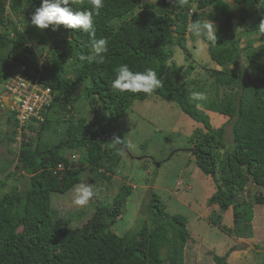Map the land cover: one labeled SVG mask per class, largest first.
<instances>
[{
  "label": "trees",
  "instance_id": "trees-1",
  "mask_svg": "<svg viewBox=\"0 0 264 264\" xmlns=\"http://www.w3.org/2000/svg\"><path fill=\"white\" fill-rule=\"evenodd\" d=\"M233 1L231 5L226 0H189L187 6L180 7L169 0H103L93 24L96 38L107 40L108 51L104 63L98 64L79 59L80 54L90 53L88 33L63 25L56 30L52 25L40 30L31 24V15L42 0H0V83L18 73L49 86L52 96L40 111L44 119L31 117L20 132L15 112L6 113L11 132L0 138V143L6 140L9 145L17 133L21 140L13 158L0 160L4 162V177L0 178V264H184L189 239L186 219L166 211L153 191L140 222L122 233L114 224L131 193L128 184L119 186L110 204L92 205L80 216L78 221L84 220L81 225L63 217L56 223L52 219V194L67 192L80 182L85 171L90 179H109L126 151L123 135L114 134V127L108 126L134 100L148 95L111 88L121 65L133 73L153 69L164 82L153 94L177 103L200 123L189 139V151L196 166L216 183L209 205L220 212L232 211V226H224L229 235L244 239L254 236L251 205L264 204V34L258 32L264 0ZM69 6L74 11L91 10L89 0ZM208 19L215 25L220 21L217 44L205 42L212 64L203 66L214 94L205 101H192V92L206 93L207 77L184 81L196 64H177L173 57L177 47L185 51V59L192 57L193 46L186 42L193 35L188 25ZM235 28L257 34L253 38L258 41L256 45L243 46L250 73L238 67L242 48L233 35ZM29 41H37L45 51L35 57ZM220 87L230 91L220 97ZM208 111L231 120L228 147L224 124L212 127ZM113 135L123 139L118 146L123 149L121 154L110 146ZM78 148L85 154L83 160H69L68 150ZM60 163L63 167L58 168ZM4 178L20 179L23 184H7ZM248 182L258 191L249 202L235 201V194ZM211 225L222 226L213 219ZM233 249L212 255L214 263L230 264L227 256ZM258 264H264V258Z\"/></svg>",
  "mask_w": 264,
  "mask_h": 264
},
{
  "label": "rangeland",
  "instance_id": "rangeland-1",
  "mask_svg": "<svg viewBox=\"0 0 264 264\" xmlns=\"http://www.w3.org/2000/svg\"><path fill=\"white\" fill-rule=\"evenodd\" d=\"M226 1L231 5L235 4L233 0ZM192 6L194 9V4ZM219 25L220 21L216 24L217 29H219ZM233 35L238 39L242 48L239 51L241 53L237 56L238 67L250 73L247 60L243 55V46L253 42V45H256L258 41L253 38L257 34L244 33L239 28H235ZM186 42L188 47L193 46L191 48L192 57L185 59V51L177 47L173 60L184 66L190 61L196 64V68L187 78L183 79L188 81L197 76L199 78H202L203 75L207 77L205 95L208 99V95L214 94V89L210 86V78L203 69V66L212 64L207 44L205 42L198 43L194 35ZM29 43L33 46L35 57L45 51V48L43 49L37 41H29ZM3 83L4 81L0 83V138H4L11 132V126L5 119L6 113L9 112L7 108L13 105L12 98L4 92ZM191 86L195 87L194 84ZM228 91H230L229 87H220V97L223 92ZM79 106H82V103H79ZM208 114L212 127L224 124V142L228 147L232 141L231 120L216 112L208 111ZM108 127H114L112 132L123 135L126 145L131 144L134 147L131 149L124 147L126 151L122 153L117 168L113 173H110L109 179H90L86 171L81 174L79 183L91 184L96 189V194L87 205L78 207L71 203L75 195L72 191L74 186L67 192L52 194L51 203L54 209L52 219L55 223L63 217L65 221L68 220L73 225H81L84 220L78 221L79 218L81 219L80 216L92 205L96 203L110 204L119 186L128 184L132 186L131 193L123 203L121 213L114 224L119 233L135 227L140 222V218L144 216L143 212L146 209L150 193L153 191L165 206L166 211L171 214H179L186 219L189 239L184 251V264H215L212 255H224L232 246L239 249L228 255L227 260L230 264H258L261 259L263 260L264 204L253 203L251 205V225L254 232L252 238L244 239L237 238L234 234L229 235L224 226H232V211L229 209L220 212L216 207L209 205V199L216 190V183L211 175L203 173L196 166L195 158L189 151L191 148L189 139L193 130L200 127V123L185 114L177 103L155 94L148 95L143 100L136 99L124 114L119 119L113 120ZM32 136L31 134L30 137ZM30 137L24 138L29 139ZM16 139L9 145L6 140L0 143V160L6 156L14 157L13 151H17L21 140L18 133ZM67 153L76 155L73 160H83L85 157L84 152L79 148L74 151L68 150ZM3 167L4 162L0 161V178L4 177V174L1 173ZM4 179L7 184L15 183L21 186L23 184L20 179ZM246 186V189L243 187L235 194L233 197L235 201L249 202L253 194L258 191V188L250 182L246 183ZM217 212L220 217L217 216ZM212 219L213 222H219L222 226L211 225ZM256 245H260V247L256 248Z\"/></svg>",
  "mask_w": 264,
  "mask_h": 264
},
{
  "label": "clouds",
  "instance_id": "clouds-1",
  "mask_svg": "<svg viewBox=\"0 0 264 264\" xmlns=\"http://www.w3.org/2000/svg\"><path fill=\"white\" fill-rule=\"evenodd\" d=\"M78 3L82 5L83 0H42L41 6L36 8L31 15V24L40 30L47 29L49 25H52L53 30H56L59 26L63 25L67 29L88 33L91 42L90 53L88 55L80 54L79 59L89 63L96 62L102 64L104 63V54L108 51V42L104 38H96L93 16H98L100 14V9L104 6L103 0H89L91 10L74 11L73 8L69 6ZM169 3L173 6L178 4L180 7H184L189 4V0H169ZM188 31L197 38L198 43L207 42L212 46L217 44V28L215 23L209 19L205 21L196 20L190 23L188 25ZM258 32L264 34V18H262L258 24ZM116 72L117 76L111 85L114 91L152 95L157 89L163 87V78H158L157 73L151 68L146 69L144 72L133 73L129 70L127 65H121L116 69ZM190 99L192 101H205L207 97L204 93L192 92ZM50 101H52V99ZM196 107L200 108L201 105L197 104ZM7 110L14 111L16 114L14 105L8 107ZM43 119L44 116L42 115L41 120H37L42 121ZM29 121H32V119ZM37 123L38 122H36V124ZM24 125L25 123L18 127V132L21 131V127ZM109 143L112 148L117 149L118 154L122 153L123 149L118 146L124 143L123 139L113 135ZM126 147L131 149L134 146L128 144ZM67 156L71 161L76 158L74 153H70V155L67 154ZM244 187L246 189L247 186ZM72 191L75 195L71 203L78 207L87 205L96 194V189L93 185L83 182L75 185ZM4 192L7 194V189H5Z\"/></svg>",
  "mask_w": 264,
  "mask_h": 264
},
{
  "label": "built area",
  "instance_id": "built-area-1",
  "mask_svg": "<svg viewBox=\"0 0 264 264\" xmlns=\"http://www.w3.org/2000/svg\"><path fill=\"white\" fill-rule=\"evenodd\" d=\"M3 87L6 94L12 98L20 125L29 121L31 117L41 120V109L52 99L49 86L27 80L18 73L10 75ZM61 167L63 164H58V168Z\"/></svg>",
  "mask_w": 264,
  "mask_h": 264
},
{
  "label": "crops",
  "instance_id": "crops-1",
  "mask_svg": "<svg viewBox=\"0 0 264 264\" xmlns=\"http://www.w3.org/2000/svg\"><path fill=\"white\" fill-rule=\"evenodd\" d=\"M238 249H239V248H235V249L231 250L230 253L233 252V251H237ZM230 253H229V254H230ZM229 254H228V255H229ZM240 254H241V253H240ZM240 254H239V255H240ZM237 255H238V252H237ZM237 255H235V256H237ZM227 258H228V256H227ZM227 261H228V260H227ZM228 262H229V261H228ZM229 263H230V262H229Z\"/></svg>",
  "mask_w": 264,
  "mask_h": 264
},
{
  "label": "bare ground",
  "instance_id": "bare-ground-1",
  "mask_svg": "<svg viewBox=\"0 0 264 264\" xmlns=\"http://www.w3.org/2000/svg\"><path fill=\"white\" fill-rule=\"evenodd\" d=\"M20 126V125H19Z\"/></svg>",
  "mask_w": 264,
  "mask_h": 264
}]
</instances>
